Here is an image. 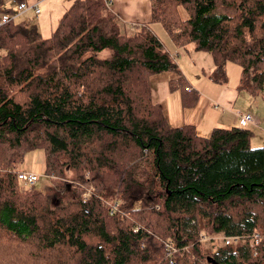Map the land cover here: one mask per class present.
I'll return each mask as SVG.
<instances>
[{"label": "trees", "instance_id": "trees-1", "mask_svg": "<svg viewBox=\"0 0 264 264\" xmlns=\"http://www.w3.org/2000/svg\"><path fill=\"white\" fill-rule=\"evenodd\" d=\"M4 1L0 264H264V145L250 146L254 129L172 127L150 85L172 71L170 90L184 106L196 99L150 28L158 22L176 47L210 54L209 79L221 83L235 63L237 91L264 100V0H150L149 22L130 32L105 0H72L47 37L35 20L1 23L24 0ZM37 148L43 189L23 186L11 166ZM148 156L152 175L139 179ZM216 234L230 241L208 251L201 237Z\"/></svg>", "mask_w": 264, "mask_h": 264}, {"label": "crops", "instance_id": "crops-1", "mask_svg": "<svg viewBox=\"0 0 264 264\" xmlns=\"http://www.w3.org/2000/svg\"><path fill=\"white\" fill-rule=\"evenodd\" d=\"M38 1L39 4H41L45 0H31V2ZM68 1H70V3L72 2V0ZM105 3L109 10L117 14L121 21L127 26L147 23L151 18L150 0H105ZM41 12L42 10L40 8V13L38 15H40ZM32 14L34 13L32 12ZM34 15L37 18V15ZM41 23L42 20L37 24L39 25L41 34L44 35L40 27V25H42ZM53 29L52 27L50 28V34ZM158 39L160 40V38ZM165 45L166 49L172 53L170 50H174V45ZM185 50L187 54H189V60L196 65V79L199 80V76L203 74L211 81V79L208 78V75L213 69V62L210 54L206 51L194 50L192 46H189V48ZM179 59V63L176 61L179 69L189 82V86L195 90L196 99L194 103L189 106H184L181 93L178 90H170L169 82L171 79L176 78L177 74L167 71L154 75L153 80L150 79L152 100L162 106L169 124L172 127H181L189 124L193 125L197 134L207 135L214 127H230L237 125L234 113L235 111H240L241 113L250 114L252 122L248 124H250V128L255 131L253 136H258V143H264V127L260 126L261 124L263 125L264 122H260L258 110L253 109L249 104L247 105V102L246 104L241 102L240 93L236 89L238 85L234 87L231 85H223L219 88L217 87L215 92H212L208 85L202 83L199 85L196 84L199 89H195L186 75L184 68L186 65L181 64L184 58ZM153 86H155V90H153ZM198 129H200L199 133Z\"/></svg>", "mask_w": 264, "mask_h": 264}, {"label": "rangeland", "instance_id": "rangeland-1", "mask_svg": "<svg viewBox=\"0 0 264 264\" xmlns=\"http://www.w3.org/2000/svg\"><path fill=\"white\" fill-rule=\"evenodd\" d=\"M28 2H31V0H28ZM5 6L10 7L13 6L12 0H5L4 1ZM42 12L40 15H37V18L35 17L34 14H32L31 10L24 12L21 15L22 19H30V20H35L34 22L38 23L40 20H42V25H40L42 29V33L44 34L43 36L47 37L50 35L49 31L50 28H54L56 25V22L58 18L62 15V13L66 10V8L70 5V1L68 0H45L41 4H39ZM16 8V6H15ZM14 8V9H15ZM216 12H224V13H232V10H225L224 8H217ZM123 22V21H122ZM124 24V22H123ZM150 28L154 31V33L157 35L158 38H160L161 42H165V44L169 45H174L168 38V35L166 31L164 30L163 26L161 23L154 22L150 25ZM127 32H130L132 30V27H127L125 28ZM166 46V45H165ZM189 48V47H188ZM174 50H170L175 59V61H178L179 63V58H184L181 62L182 65H186L185 72L187 77L189 78V81L193 84V87L196 89L198 88L196 86L202 83H205L208 85L211 89L212 92H215L217 87H221L223 85H231L232 87L239 85V67L237 64L232 63V62H227L224 66V76L225 80L222 81L221 83H217L214 81L208 80L203 74L199 76V80L196 79V65H194L190 60H189V54H187V51L185 48H179L176 47L175 45L173 46ZM167 72V71H166ZM170 73L176 74L175 72L169 71ZM162 73V72H161ZM158 74V73H157ZM156 74L151 75V80H153V76ZM156 77V76H155ZM199 89V88H198ZM153 90H155V86H153ZM240 100L244 104L247 105L249 104L253 109L258 110L259 116H260V122H264V100L256 97V98H251L249 97L244 91H240ZM220 109V108H218ZM253 114V113H252ZM243 126L250 127V124L245 123ZM264 127V124L260 125ZM259 126V127H260ZM200 132V129H198V133ZM254 132V131H253ZM196 133V130H195ZM200 134V133H199ZM198 134V135H199ZM254 134V133H253ZM258 136L254 135L250 139V146L251 147H258V146H263L261 144L264 143H258ZM12 167L18 169V170H25V171H35L37 174L41 176L40 180L37 181L34 184V187L36 189H43V186L47 183H49V180L47 177L44 178V168H45V160H44V151L43 149L37 148L34 150H31L25 154V156L22 158V160L18 163L17 161H13L11 164ZM153 172V166H152V156H148V158L141 163L139 169L137 170V177L139 179L146 180L149 178L150 175H152ZM69 174V175H68ZM68 176H71L72 173H68ZM55 178V176L53 177ZM67 179H69L67 177ZM25 186V185H23ZM215 244L216 248L218 245H220V240L221 236L216 234ZM207 243V244H206ZM205 246L206 248L210 247L208 242H206ZM210 249L208 248V251Z\"/></svg>", "mask_w": 264, "mask_h": 264}, {"label": "built area", "instance_id": "built-area-1", "mask_svg": "<svg viewBox=\"0 0 264 264\" xmlns=\"http://www.w3.org/2000/svg\"><path fill=\"white\" fill-rule=\"evenodd\" d=\"M31 10L34 14L38 15L40 13V7H39V1L38 2H28V0H24L20 3H18L16 5V8L14 9L12 14H7L4 13L1 15V23H5L10 21L13 18H18L20 17L24 12ZM235 118L237 121L238 125L243 126L245 123H251L252 122V118L250 116V114L247 113H241L240 111H235ZM18 179L20 180V182L28 187H32L34 186V184L40 180L41 176L39 174H37L35 171H25V170H19L18 171ZM90 193L89 191L85 192L81 198L83 200L88 199ZM115 207V205L113 206ZM221 236V235H220ZM217 236L213 235L212 237H205L202 236L201 237V241H207L210 248H211V252L215 251L216 249V244H215V238ZM230 241L229 237H222L221 236V240L220 242H222V244H228Z\"/></svg>", "mask_w": 264, "mask_h": 264}, {"label": "water", "instance_id": "water-1", "mask_svg": "<svg viewBox=\"0 0 264 264\" xmlns=\"http://www.w3.org/2000/svg\"><path fill=\"white\" fill-rule=\"evenodd\" d=\"M209 258V257H208ZM210 259V258H209Z\"/></svg>", "mask_w": 264, "mask_h": 264}]
</instances>
